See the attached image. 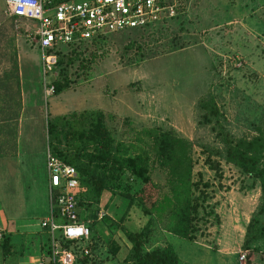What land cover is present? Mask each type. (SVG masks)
<instances>
[{
	"label": "rangeland",
	"instance_id": "rangeland-1",
	"mask_svg": "<svg viewBox=\"0 0 264 264\" xmlns=\"http://www.w3.org/2000/svg\"><path fill=\"white\" fill-rule=\"evenodd\" d=\"M30 24L12 20L0 0V74L8 66L7 54L13 45L21 105L14 152L0 157V222L9 228L34 226L47 216L44 155L47 141H61L62 134L47 136L46 118L94 110L103 113L116 141L129 145L131 153L142 150L150 158V141L143 131L173 129L190 143L192 180L199 173L207 183L206 198L198 209V231L189 242L164 231L168 214L165 171L150 162L156 188L152 191L149 185L129 182L130 193L141 191L148 199L152 193L160 201L150 216L151 233L144 250L169 244L178 264H264V238L254 244V252L242 250L239 243L259 202L258 184L218 156L211 159L218 161L220 177L203 164L206 151L221 146L211 128L213 121L205 123L198 106L201 99L212 101L234 138L254 133L264 111V0H183L181 13L153 27L107 34L75 46L73 52V47L62 48V63L45 81L37 46L24 32ZM68 58L72 61L66 64ZM61 76L67 89L46 94V85L62 80ZM105 197L102 193L100 206H79L80 215L90 222L91 257L76 264H130L125 260L129 244L118 229L126 202L121 204L115 197L108 203ZM148 218L133 205L121 225L135 232ZM40 239L45 257L48 239L44 235ZM111 245L118 247L115 255L110 253ZM17 251L7 258L0 253V264H16ZM21 252L35 253L27 248ZM228 252L234 255L218 260V253ZM241 253L243 261H239Z\"/></svg>",
	"mask_w": 264,
	"mask_h": 264
},
{
	"label": "trees",
	"instance_id": "trees-1",
	"mask_svg": "<svg viewBox=\"0 0 264 264\" xmlns=\"http://www.w3.org/2000/svg\"><path fill=\"white\" fill-rule=\"evenodd\" d=\"M65 1L68 0H51L52 3ZM9 47L8 66L0 74V157L12 155L14 152L15 130L21 109L16 51L13 45ZM66 47L62 46L56 52L55 67L62 63V48ZM70 51H75L74 47ZM78 56L79 54L74 55V59ZM67 60L69 61L66 64L72 61L69 58ZM61 77L62 80L50 83L51 94L56 95L67 89L68 83L64 76ZM198 106L203 111L202 120L205 123L213 121L211 128L221 146L220 150L206 151L203 164L216 177H220L219 163L211 159L212 155L218 156L224 163L236 167L258 184L259 202L244 227L240 245L242 250L254 252V244L264 238V111L251 136L234 138L225 130L212 101L201 99ZM45 132L50 137L56 132L62 134L61 141H47V146L54 157L75 169L79 185V206L98 205L102 192L126 202L124 212L118 219V229L129 244L126 262L177 264V255L169 244L144 250L151 233L150 216L157 211L160 201L152 193L149 199L141 191L130 193L129 182L138 181L142 185H149L151 190H148L152 191L156 188L150 178V162L164 170L168 190V197L165 198L168 214L164 231L177 238L193 241L198 231V209L206 198L204 190L207 183L201 181L199 173H196L197 180H192L190 143L178 137L173 129L151 127L144 130L143 134L150 141L152 159L142 150L131 153L129 145L113 138L105 126L103 113L94 110L57 116L51 120L46 118ZM6 144L8 147L5 148ZM133 205L143 216L149 217L135 232L121 225L124 214ZM109 250L115 255L118 247L111 245ZM14 252L8 238L1 234L2 258H7Z\"/></svg>",
	"mask_w": 264,
	"mask_h": 264
},
{
	"label": "built area",
	"instance_id": "built-area-1",
	"mask_svg": "<svg viewBox=\"0 0 264 264\" xmlns=\"http://www.w3.org/2000/svg\"><path fill=\"white\" fill-rule=\"evenodd\" d=\"M8 16L30 22L27 39L40 54L42 80L56 65L60 47H75L107 34L153 27L181 13L183 0H3ZM46 94L52 86L46 85ZM47 216L37 227L46 233L48 249L38 264H76L90 258V222L80 215L75 169L54 157L47 148ZM98 218L101 214L96 213ZM245 254L239 255L243 261Z\"/></svg>",
	"mask_w": 264,
	"mask_h": 264
},
{
	"label": "crops",
	"instance_id": "crops-1",
	"mask_svg": "<svg viewBox=\"0 0 264 264\" xmlns=\"http://www.w3.org/2000/svg\"><path fill=\"white\" fill-rule=\"evenodd\" d=\"M144 116H142V120L144 121ZM146 116H149V114H147ZM102 193H106V199H108V203L111 200V203L114 201L113 199L118 198L121 200V204L125 205V201L117 196L115 197H111L107 192H102ZM101 193V195H102ZM100 195V196H101ZM100 199V198H99ZM101 204L99 203V206ZM44 218L43 216H41L40 219ZM33 227V228H32ZM4 235L5 237L8 238L9 243L14 247V250L17 251L15 249L16 245H18L17 247H20L19 250L17 251V258H16V264H38L39 260L43 257L41 249H42V242H41V235H44L45 237H47L46 233L41 231L38 227L37 224H35L34 226H30L27 224H23L20 225V227L17 228H9L8 226H6V224L0 222V235ZM242 236H243V232L240 235V239H239V243L241 245V240H242ZM14 237V238H13ZM15 239V240H13ZM27 251H29V253L35 251V253L33 254H23V252H21L22 249H26ZM234 255V252H228L226 254L224 253H218L217 257L219 261L223 260L224 256H231ZM178 264V262H177ZM240 264V263H238Z\"/></svg>",
	"mask_w": 264,
	"mask_h": 264
}]
</instances>
